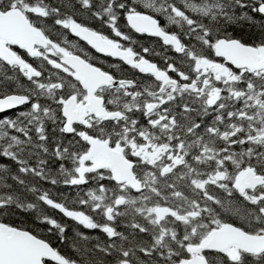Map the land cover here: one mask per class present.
Segmentation results:
<instances>
[{"label":"snow or ice","instance_id":"snow-or-ice-1","mask_svg":"<svg viewBox=\"0 0 264 264\" xmlns=\"http://www.w3.org/2000/svg\"><path fill=\"white\" fill-rule=\"evenodd\" d=\"M0 264H264V0H0Z\"/></svg>","mask_w":264,"mask_h":264}]
</instances>
